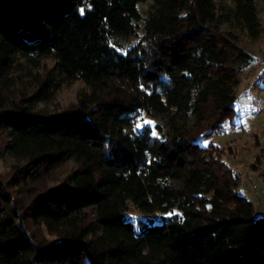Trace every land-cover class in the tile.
<instances>
[{
    "label": "trees",
    "instance_id": "16d2710c",
    "mask_svg": "<svg viewBox=\"0 0 264 264\" xmlns=\"http://www.w3.org/2000/svg\"><path fill=\"white\" fill-rule=\"evenodd\" d=\"M144 1L0 0L6 150L26 160L31 180L68 160L78 165L23 207L0 180V264H264V217L236 182L219 180L199 145L233 114L238 74L252 60L220 25L257 37L256 0L219 12L217 0H151L143 16ZM140 23L139 41L123 47L118 39ZM18 56L55 63L15 106L8 93ZM76 80L86 89L75 104L35 110ZM140 111L162 122L158 135L134 126ZM128 202L180 215L133 221Z\"/></svg>",
    "mask_w": 264,
    "mask_h": 264
},
{
    "label": "rangeland",
    "instance_id": "374dc122",
    "mask_svg": "<svg viewBox=\"0 0 264 264\" xmlns=\"http://www.w3.org/2000/svg\"><path fill=\"white\" fill-rule=\"evenodd\" d=\"M151 0L138 4L142 15L147 13ZM218 12L232 6L231 0H217ZM257 17L260 23V33L251 37L247 31L235 22L222 23L220 28L229 31L236 41V45L252 55L251 63L238 74L234 87L235 103L233 114L223 119L217 130L205 131L199 137L202 155L212 168L214 174L223 181L230 178L236 182L235 190L250 200L254 206V215L264 217V0H256ZM142 35L141 23L135 34L119 38L123 47L129 48L139 41ZM53 57H40L33 60L18 56L12 72L14 79L8 97L19 106L23 97L33 93L48 70L54 66ZM86 89L81 80L69 84H62L53 97L47 102H39L35 110L42 113H59L72 106L77 101L79 91ZM0 104V111L9 105ZM150 126L158 135L157 125L162 122L145 111H140L135 124ZM140 127V128H141ZM209 127V126H208ZM207 128L203 125L201 132ZM7 133L0 132V180L10 186V190L19 206H27L33 198L52 187L59 185L77 168L74 160H68L60 166L44 171L37 180H31L25 173V159H19L6 150ZM204 150V151H203ZM207 197L210 194L206 195ZM133 221H160L163 217L180 212L173 208L167 212L154 211L145 213L128 202L125 212ZM32 232L42 238L54 239L44 226L30 227Z\"/></svg>",
    "mask_w": 264,
    "mask_h": 264
},
{
    "label": "snow or ice",
    "instance_id": "6c2138e0",
    "mask_svg": "<svg viewBox=\"0 0 264 264\" xmlns=\"http://www.w3.org/2000/svg\"><path fill=\"white\" fill-rule=\"evenodd\" d=\"M81 11H82V10H81ZM135 127H136L137 129H139V128L141 127V124H140V123H136ZM153 134H154V133H153Z\"/></svg>",
    "mask_w": 264,
    "mask_h": 264
}]
</instances>
